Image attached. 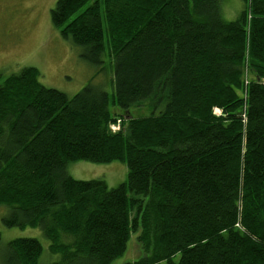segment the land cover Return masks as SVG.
Listing matches in <instances>:
<instances>
[{"label": "trees", "instance_id": "1", "mask_svg": "<svg viewBox=\"0 0 264 264\" xmlns=\"http://www.w3.org/2000/svg\"><path fill=\"white\" fill-rule=\"evenodd\" d=\"M245 1L226 20L220 0H56L84 60L102 62L106 31L125 130L91 84L69 97L34 67L0 75L3 223L38 227L51 264H112L131 234L142 256L123 264H264V0ZM144 101L161 111L130 116ZM77 161L123 162L126 180L75 179ZM42 253L15 238L1 264Z\"/></svg>", "mask_w": 264, "mask_h": 264}, {"label": "rangeland", "instance_id": "2", "mask_svg": "<svg viewBox=\"0 0 264 264\" xmlns=\"http://www.w3.org/2000/svg\"><path fill=\"white\" fill-rule=\"evenodd\" d=\"M246 2L245 0H220L223 18L226 20L236 19ZM55 3L56 0H0V75L5 77L19 72L24 67H34L39 71V82L43 86L61 91L69 97L79 92L87 84H91L107 93L109 111L116 115V121L110 123L108 127L116 125L114 132L124 131L125 125L122 119H125V114L112 104L113 65L108 54L106 31L102 62L92 64L84 60L80 56L81 47L63 38L60 30L52 24L50 11ZM101 20L105 30L106 23L102 9ZM242 81L243 88L240 91V96L244 99L245 76ZM160 109L162 107L153 108L149 101H144L140 106L130 107L128 112L130 116L139 117L151 112L158 113L161 111ZM212 112L216 116L221 115V110L216 107ZM66 171L78 180H104L108 188L118 186L127 177V167L120 161L109 163L68 162ZM128 195L132 194L128 193ZM8 212L7 207L0 205V264L7 243L20 237L37 239L43 248L39 264H51L57 256L47 252L48 241L41 230L38 227L6 226L2 218ZM136 235L131 234L126 252L112 264L132 262L142 256ZM178 257L179 254H176L174 259L177 260Z\"/></svg>", "mask_w": 264, "mask_h": 264}, {"label": "built area", "instance_id": "3", "mask_svg": "<svg viewBox=\"0 0 264 264\" xmlns=\"http://www.w3.org/2000/svg\"><path fill=\"white\" fill-rule=\"evenodd\" d=\"M109 128L112 130V131H115L116 130V125L115 126H109Z\"/></svg>", "mask_w": 264, "mask_h": 264}, {"label": "bare ground", "instance_id": "4", "mask_svg": "<svg viewBox=\"0 0 264 264\" xmlns=\"http://www.w3.org/2000/svg\"><path fill=\"white\" fill-rule=\"evenodd\" d=\"M247 80V79H246ZM248 81V80H247Z\"/></svg>", "mask_w": 264, "mask_h": 264}]
</instances>
